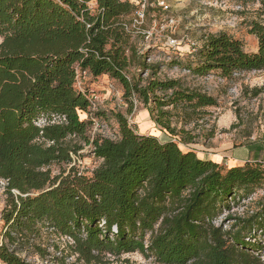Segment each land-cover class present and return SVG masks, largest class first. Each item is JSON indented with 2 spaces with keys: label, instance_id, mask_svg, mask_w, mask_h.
<instances>
[{
  "label": "trees",
  "instance_id": "16d2710c",
  "mask_svg": "<svg viewBox=\"0 0 264 264\" xmlns=\"http://www.w3.org/2000/svg\"><path fill=\"white\" fill-rule=\"evenodd\" d=\"M92 2L0 0V181L7 194L0 263L33 264L26 257L39 256L53 264L50 247L57 252L70 237L73 242L65 241L76 260L53 257L56 264H100L106 255L133 252L156 264H264L250 252L264 248L256 238L264 237V195L229 229L215 223L264 189L262 161L224 167L174 140L138 132L121 112L115 113L118 137L106 135L102 120L91 133L92 101L76 87L79 71L119 81L128 111L136 99L184 144L195 142L196 134L177 128V110L188 125L218 104L180 79L129 77L136 59L129 26L140 4L95 0L93 9ZM151 2L161 9L154 0L147 6ZM250 27L257 51L245 50L227 32L210 34L184 69L226 79L263 70L264 24ZM53 116L61 119L49 121ZM42 118L48 122L39 124ZM83 143L100 160L91 174L72 164ZM53 163L61 167L58 174Z\"/></svg>",
  "mask_w": 264,
  "mask_h": 264
},
{
  "label": "rangeland",
  "instance_id": "374dc122",
  "mask_svg": "<svg viewBox=\"0 0 264 264\" xmlns=\"http://www.w3.org/2000/svg\"><path fill=\"white\" fill-rule=\"evenodd\" d=\"M167 3L170 7L168 11H164L155 8L151 2L146 7L148 12L138 28L133 27L135 31L132 33V42L136 48V59L129 69V77L136 75L144 80L151 76L162 80L176 78L185 86L198 88L215 96L218 104L204 108L206 113L200 119L185 125L182 110H177V116L173 119L177 128L193 130L196 134L195 142L184 144L181 135H172L157 126L151 120L148 110L136 99L132 111H128L129 104L123 97L124 90L119 81L107 74L95 77L89 72L79 71L76 87L91 98V120H102L107 130L106 135L116 138L119 135V125L115 113L121 112L138 132L156 135L162 141L174 140L181 149H193L197 154L205 149L209 153H216L220 143L225 140L231 141L235 146L250 141L264 149V69L238 74L233 79L221 78L216 72L199 76L184 69L194 58L191 52L201 47L210 34L227 32L240 39L245 50L257 51L258 38L250 33V26L252 22L264 24V0H167ZM95 6L93 0L91 7L94 9ZM171 39L175 40L174 45ZM140 61L150 67L140 68L136 64ZM256 89L259 90L257 95L254 94ZM208 134L213 136L209 137ZM83 146L78 154L73 155L72 164L80 172L91 174L100 160L93 155L91 145L83 143ZM214 158L221 160L222 157L218 155ZM50 169L53 174L61 171L57 163L51 164ZM263 192L257 193L253 201H238L229 212H224L216 219L215 223L229 229L235 222L234 217L246 216L256 210L254 201L263 196ZM6 203L5 181H1L0 244L5 226L2 212ZM256 238L257 241L264 240L262 233H258ZM60 246L57 252L50 247L52 256L49 258L53 260V264L57 263V259L53 257L61 258L68 254V262L76 260V255L70 253L64 239ZM250 252L260 255L264 260V248L262 251ZM25 254L28 255V252ZM26 258L33 264H45L39 256ZM105 260V263L100 264H156L153 259L145 258L139 252L125 253L120 258L106 255Z\"/></svg>",
  "mask_w": 264,
  "mask_h": 264
},
{
  "label": "crops",
  "instance_id": "0c3cea01",
  "mask_svg": "<svg viewBox=\"0 0 264 264\" xmlns=\"http://www.w3.org/2000/svg\"><path fill=\"white\" fill-rule=\"evenodd\" d=\"M221 156V160L214 156ZM200 158L213 160L225 167H233L243 165L246 161H262L264 162V149L258 145L247 141L239 146H235L231 141L225 140L220 143L216 153L201 151L198 153Z\"/></svg>",
  "mask_w": 264,
  "mask_h": 264
},
{
  "label": "built area",
  "instance_id": "2783aa9c",
  "mask_svg": "<svg viewBox=\"0 0 264 264\" xmlns=\"http://www.w3.org/2000/svg\"><path fill=\"white\" fill-rule=\"evenodd\" d=\"M134 1H136L138 4H140V8L138 9V11L135 14V18L133 20V23L131 24V26H129V30H131L132 32L135 31V29H133V27L138 28L139 23L143 20L144 15H145V11H146V7H147L150 0H134ZM154 2L156 3V5L158 7H160L164 11H168V9L170 7L169 4L167 3V0H154ZM171 43H172V45H174L176 42L174 39H171ZM236 75H238V73H236ZM57 119H61V118L53 116L52 120H49V121L54 122ZM47 122H48L47 119L42 118L39 120L38 123L42 125V124H45ZM100 127H101V125H100L99 121L95 120L94 125H93L92 130H91V133L95 134L100 129ZM262 191H264V189L261 190L259 193H262ZM263 194H264V192H263ZM113 231L117 232L116 226L113 227ZM63 239H64V241L68 240L70 243L73 242V240L70 237H63ZM45 264H51V263L46 261Z\"/></svg>",
  "mask_w": 264,
  "mask_h": 264
}]
</instances>
